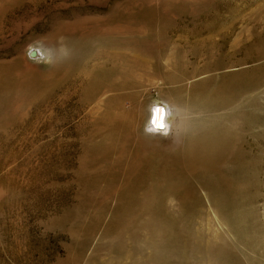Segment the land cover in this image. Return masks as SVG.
Wrapping results in <instances>:
<instances>
[{
  "label": "rangeland",
  "instance_id": "1",
  "mask_svg": "<svg viewBox=\"0 0 264 264\" xmlns=\"http://www.w3.org/2000/svg\"><path fill=\"white\" fill-rule=\"evenodd\" d=\"M0 264H264V0H0Z\"/></svg>",
  "mask_w": 264,
  "mask_h": 264
},
{
  "label": "bare ground",
  "instance_id": "2",
  "mask_svg": "<svg viewBox=\"0 0 264 264\" xmlns=\"http://www.w3.org/2000/svg\"><path fill=\"white\" fill-rule=\"evenodd\" d=\"M174 114V111L172 110ZM169 118L167 117L166 108L154 107V115L152 117V127L153 131L156 132L158 129H162L167 126ZM173 126L175 127V122L173 121Z\"/></svg>",
  "mask_w": 264,
  "mask_h": 264
},
{
  "label": "clouds",
  "instance_id": "3",
  "mask_svg": "<svg viewBox=\"0 0 264 264\" xmlns=\"http://www.w3.org/2000/svg\"><path fill=\"white\" fill-rule=\"evenodd\" d=\"M179 111V110H178ZM168 115H169V117H171L172 115H173V113H172V111H171V109H169L168 110ZM166 123H168L169 124V128L167 129V130H171V124H170V121H166ZM179 131H184V130H186V129H178Z\"/></svg>",
  "mask_w": 264,
  "mask_h": 264
},
{
  "label": "water",
  "instance_id": "4",
  "mask_svg": "<svg viewBox=\"0 0 264 264\" xmlns=\"http://www.w3.org/2000/svg\"><path fill=\"white\" fill-rule=\"evenodd\" d=\"M35 53H36V52H35ZM35 53H34V54H35Z\"/></svg>",
  "mask_w": 264,
  "mask_h": 264
}]
</instances>
